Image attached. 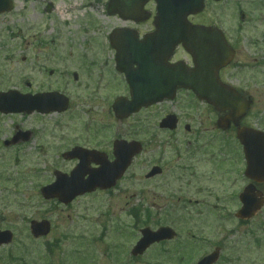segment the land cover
Listing matches in <instances>:
<instances>
[{
  "label": "rangeland",
  "instance_id": "obj_1",
  "mask_svg": "<svg viewBox=\"0 0 264 264\" xmlns=\"http://www.w3.org/2000/svg\"><path fill=\"white\" fill-rule=\"evenodd\" d=\"M11 1L13 9L0 14V89L26 92L30 84L33 91H56L69 99L70 109L65 114H51L40 122L34 118L36 133L44 127L43 136L31 142L33 147L28 144L29 152L21 153L18 161L11 150L0 152V230L13 234L12 243L0 248V264H187L185 215L189 208L190 264L215 247L221 249L215 264H264V242L255 243V239L264 241V231L259 228L264 224V208L243 226L237 225L232 215L226 220L216 215L223 213V209L228 215L236 210L235 194L243 188L239 180L222 182L216 177L209 178L210 174L191 182L190 188L187 178L182 181L158 178L148 184L142 181L148 166L144 159L160 157L164 152L161 166L166 169L176 165L174 153L167 148L166 136L158 138L159 147L154 150L147 147V153L132 165L126 180L109 198L93 195L67 208L41 199L39 188L44 181L52 179L53 169L72 166L60 154L84 142L97 123L110 127L106 132L114 135L127 129L126 124H118L107 113L113 99L125 91L118 83L114 50L107 38L113 29L130 24L107 15V0ZM261 2L264 0H256L251 7ZM49 4L52 9L45 12ZM73 5H77L78 11L70 12V21L61 24L57 10ZM237 12L236 3L231 0L219 4L207 2L204 11L192 21L213 24L226 32L237 50L228 75L233 82L236 79L235 83L246 84L256 91L261 100L259 107L264 110V43L259 39L262 36L264 39V9L259 11L262 28L249 44H236ZM73 74L77 75V81L73 80ZM178 100L191 101V98L180 95ZM173 106L166 104L161 110L158 108V116ZM155 116L153 110L147 113L149 125ZM18 121L21 119L15 116L1 117L0 131L5 133ZM142 141L148 143V139ZM173 145L176 150L186 149L183 139ZM203 167L209 171L208 165ZM141 192L147 204L171 200L177 208L175 216L164 220L154 216L150 220L129 217L127 211L133 203H140ZM32 220H47L51 224L50 234L43 239H32L29 234ZM164 225L177 232L174 241L163 245L166 256L160 255V247L151 248L139 259L129 255L140 228L156 229Z\"/></svg>",
  "mask_w": 264,
  "mask_h": 264
},
{
  "label": "water",
  "instance_id": "obj_2",
  "mask_svg": "<svg viewBox=\"0 0 264 264\" xmlns=\"http://www.w3.org/2000/svg\"><path fill=\"white\" fill-rule=\"evenodd\" d=\"M149 0H109L107 13L118 15L123 20L138 21L142 15L143 6ZM156 3V15L154 26L156 34L150 37L147 44L158 42L159 44L182 46L188 50L193 60L194 69L187 72H171L166 67L165 58L159 60L163 66L162 72H152V67L146 64L147 57L153 56L154 49L147 54V45L138 44L135 37L126 30H115L109 37L110 46L115 50L116 70L123 73L130 86L131 99L118 98L112 109L118 119L126 118L141 107H146L163 100H171L176 88H189L195 96L212 105L217 111L234 110L241 111L245 106L242 100L231 88L222 84L218 78V71L226 66L233 58V51L225 42L219 30L213 27L194 26L187 21V17L197 14L204 7V0H153ZM220 1V0H214ZM12 5L10 0H0V13L9 11ZM146 19V18H142ZM146 55V56H145ZM132 65H137V72ZM128 66L130 72H126ZM151 69V70H150ZM67 107V99L58 93L38 95L36 97L20 96L16 92L0 93L1 113H31L34 110L40 113L63 112ZM241 114V112H240ZM174 121L170 118L163 120L161 127L171 128ZM244 133V132H243ZM238 133V137L244 143L247 168L245 175L257 182L264 181V134L248 136ZM253 141L255 149L251 147ZM257 146V147H256ZM80 151V150H78ZM140 151L137 143H118L115 145L114 163L104 165L101 172L88 170L84 162L71 173L70 177L57 174L56 181L49 187L42 189L45 199L57 198L67 204L71 200L86 192H92L96 188L107 189L119 179L130 159ZM81 152V151H80ZM83 152V151H82ZM86 153V152H83ZM88 154V153H87ZM90 154V153H89ZM80 156L77 150L64 155L74 158ZM159 173V171H157ZM85 175L88 179L84 180ZM243 208L237 217L250 218L259 207L255 199L253 187H247L240 195ZM31 234L34 238L45 236L49 232V224L46 221L30 224ZM142 238L137 242L131 254H142L150 245L163 240L172 239L175 234L168 228H160L156 232L148 228L140 231ZM12 236L9 232L0 233V245L9 244ZM217 259V253L203 259L199 264H212Z\"/></svg>",
  "mask_w": 264,
  "mask_h": 264
},
{
  "label": "flooded vegetation",
  "instance_id": "obj_3",
  "mask_svg": "<svg viewBox=\"0 0 264 264\" xmlns=\"http://www.w3.org/2000/svg\"><path fill=\"white\" fill-rule=\"evenodd\" d=\"M234 1L236 3L238 9L237 13L239 15V22L236 26V44H249L253 37L258 34V29L261 27V22L256 19V14L261 9H264V3L262 2L261 4L256 5L254 8H252L250 4L252 0ZM258 6L260 8L259 10L256 9ZM145 8L151 10L153 8V4L148 3ZM192 23L199 25H209L208 23L203 22ZM129 24L130 26L127 28L133 29L139 39H142L145 36L150 35L154 32L153 22L150 20L138 24ZM262 35L264 34L262 33ZM262 37L259 39L261 42L264 43V39ZM230 44L233 45L231 41ZM168 63L169 65H185L188 68V72H190V66H192L190 53L186 52L182 46H177L175 49H173L168 59ZM232 66L233 64H231L225 69H222L219 72V77L221 81L234 87L242 97H244L251 103L250 107L245 113V116L237 124L230 122L229 119L227 120L229 112H216L210 105L204 102L197 101L192 96L190 91L178 89L176 91L175 99L172 102H165L158 105L150 106L146 109L140 110L134 115H131L125 120L117 121L118 124H126L127 126V129L122 134L114 135L109 132H106L110 129V127H108L107 125L105 126L103 124L99 126L97 123L96 126H94L93 132H89L86 135V137L84 138V142L80 144H74L72 147H69L66 151L60 154V158L64 162L72 164V166L68 167L67 169L63 168L62 170L53 169L52 179L49 178L47 181H44L42 186L50 185L53 182L57 173L66 175L70 174L71 170L78 164V162H80V160L77 158H64L63 154L71 151L74 148H81L91 152L93 151L92 154H87L82 157L81 162L85 163V166L88 170L96 172L105 163L113 161V146L115 141L125 140L140 142L143 148L142 152L134 157V159L132 160L133 163H131V165L128 167L121 179L116 182L115 186L112 189H108L106 191L96 190L91 194H86L82 197H77L72 201V203L82 198L93 195L105 196L106 198H109L111 193L118 189L126 180L128 171L130 170L132 165L137 162V160L144 153H147V147H149L151 151L152 149L154 150V148L159 147V145H157L158 138H160L161 136H166L167 139L165 141L167 148L171 149V151L174 153L176 158V165H171L169 167L172 170H169V168L167 167L165 169L163 166H161V163L164 162V157L162 156L164 155V152L160 157L154 156L151 157L148 161L147 159H144V163L148 164V166L145 168L147 171L145 172L142 180L145 184L151 183V181L157 180L158 178H165V180H167L170 177L176 178L177 181H182L184 178H187V184L190 188L191 182L203 180L206 178V175L211 174L209 178L216 177L222 180V182L228 181L230 179L235 180V182L239 180V182L243 184L244 188L247 184H249V181L243 175L245 169V161L243 155V147L237 139V130L257 129L264 132V110L259 107V104H261V100L259 99L256 91L250 90L246 84L242 86L240 85V83H235L236 79L235 82L232 81V77L228 75L229 70L232 68ZM116 75L117 78H120L121 80V82L120 80H118V83L122 85L125 90L124 93L120 94L119 96L128 97V87L125 82V78L121 74L116 73ZM74 78L75 81H77V75H75ZM27 88L28 90L26 92H22V90H20V92L23 94L27 93L30 97L46 93L45 91L38 92L29 89L30 84H27ZM2 91H8V89H0V92ZM180 95H183L187 98H191V101H179L178 97ZM166 104L174 105L173 109L169 110L166 113L161 111L160 113L163 114L161 116H158V108H160L161 110L162 107ZM69 105L66 111L61 114H65L70 109ZM111 105L112 103L110 104V111L107 113H109V115H111L112 118L115 120ZM151 110L155 112L156 116L154 118L155 121L153 122V124L149 125L147 113L151 112ZM50 115L51 114L48 113H40L36 110H34L30 114L0 113V118L5 116H15L21 119V121H18L15 124L12 123L9 130L5 133L0 131V136H2L0 137V152L11 150L12 153L15 154V160L18 161L17 157L21 156V153L29 152L28 144L33 142L36 137L43 136L42 132L44 130V127L41 128V131L36 133L37 128L34 127L33 119L36 118L40 122L41 120L47 118ZM168 115H174L176 117L175 129L173 131L163 130L158 127L159 122ZM25 124L27 127L25 126ZM142 139H148L149 145L147 142H143ZM181 139L185 141L186 149L176 150L173 144L176 142H181ZM159 143L161 144V142ZM31 145L32 147L34 146L33 143H31ZM162 148L165 149L166 146L163 145ZM49 149L50 146L48 144V150ZM33 151L35 154H37L35 150ZM39 151L41 150L39 149ZM154 153L155 151L152 152V154ZM179 161H186L187 164H181ZM203 165H208V172H206L204 167L201 168V166ZM155 166L161 168V173L155 175L150 179L146 178V174L150 171L151 168ZM167 170L168 173L166 172ZM163 184L169 185V183ZM256 188L261 192L262 196L264 197V184L256 186ZM242 189L237 194H235L236 210L233 213H229L230 215H228L226 210L223 209V213L219 212L218 214H216L218 219L226 220L228 219V216L232 215L231 218H233L235 222H237V225H247L246 221H236V219L234 218L235 213L241 207V204L238 201V195L242 191ZM139 195L140 203H138L137 205L134 203L132 204L134 205V214L137 215L139 219L143 218L144 220H150L154 216V219L164 220L170 217L171 215L175 216L177 208L173 206L171 200H154L151 201L150 204H147L146 202H143L145 199L144 193L141 192L139 193ZM134 201L135 200H133V202ZM126 204H129V202H127ZM187 204H189L190 206V200L187 201ZM127 213L129 215V210L127 211ZM185 218L187 222V264H190V208L188 209ZM162 244L165 243H161L156 246L161 247ZM215 248H218L221 252L220 247Z\"/></svg>",
  "mask_w": 264,
  "mask_h": 264
},
{
  "label": "bare ground",
  "instance_id": "obj_4",
  "mask_svg": "<svg viewBox=\"0 0 264 264\" xmlns=\"http://www.w3.org/2000/svg\"><path fill=\"white\" fill-rule=\"evenodd\" d=\"M77 11H78V7H77V5H73V6L70 7V8L62 7L61 9L57 10L58 15H59V20H60L61 24L70 21V18H69V16H68V14H69L70 12H74V13H76ZM64 15L68 16V18L64 19V18H63Z\"/></svg>",
  "mask_w": 264,
  "mask_h": 264
}]
</instances>
